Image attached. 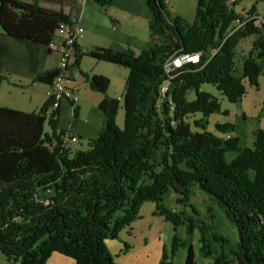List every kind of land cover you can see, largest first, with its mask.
<instances>
[{
  "label": "trees",
  "instance_id": "1",
  "mask_svg": "<svg viewBox=\"0 0 264 264\" xmlns=\"http://www.w3.org/2000/svg\"><path fill=\"white\" fill-rule=\"evenodd\" d=\"M89 1L104 12L112 3ZM249 1L242 15L236 10L241 0H197L189 23L163 0H144L149 39L139 54L103 47L82 52L76 43L78 73L83 56L128 70L123 130L113 123L117 101L106 94L109 79L85 76L89 88L103 95L97 105L101 129L86 151L72 154L62 140L67 132L56 135L59 108L47 116L49 98L37 112L0 107V253L8 264H47L54 253L76 264H114L104 241L116 239L143 202H154L174 227L187 222L191 233L197 226L200 253L213 264H264V130L255 132L250 148L224 137L234 132L231 123H216L219 134L209 132L207 117L219 113V105L200 90L213 85L229 102L240 103L247 86L258 88L264 77V11L258 14L256 5L264 0ZM72 19L38 2L0 0V27L14 39L49 47L59 25ZM248 37H254L249 51L236 61L237 47ZM179 55H198V62L166 71ZM57 73L56 67L39 72L34 82L51 85ZM8 80L0 72V86ZM46 123L50 133L44 132ZM231 152L235 156L227 162ZM194 187L210 199L209 223L163 204L173 194L196 216L190 204ZM214 206L235 226L236 244L221 233ZM173 243L174 249L180 245L177 238ZM184 264H194L191 246Z\"/></svg>",
  "mask_w": 264,
  "mask_h": 264
},
{
  "label": "rangeland",
  "instance_id": "2",
  "mask_svg": "<svg viewBox=\"0 0 264 264\" xmlns=\"http://www.w3.org/2000/svg\"><path fill=\"white\" fill-rule=\"evenodd\" d=\"M169 3H171V0ZM196 5L197 0H189L187 5L182 7L180 15L189 23L193 22L195 18ZM251 5V1L241 0L236 10L242 15H245ZM98 7L99 5L95 2L89 0L85 2L84 0L75 11V18L77 19L79 13H81V25H87L86 35L90 40L104 45L115 36V33L111 28L110 20L105 18L103 14L99 15L95 11V9H99ZM256 8L257 13L262 14L264 11V3L257 4ZM94 11L95 16L92 14ZM94 20H97L96 22L99 24L101 22L102 26L91 28L88 21L91 24ZM62 35L63 33L57 30L53 40L57 41V36L60 37ZM120 37H122L124 44L130 42V48L136 54H139L146 44V40L149 39V33H145L143 36L139 35L137 38L124 37V35H120ZM253 38L248 37L239 43L236 61H239L240 57H244L247 54ZM79 70L80 75H77L75 82L69 83V86L76 87L78 90V102L73 106L67 101L61 102L55 131L56 135L59 132H67L70 136L77 138L75 143L70 144L67 142L65 144V147H68L72 154L79 150L86 151L89 142L96 140L101 129V118L99 116L101 112L97 109V105L100 99L103 98V95L89 88L85 76L90 77L93 74H98L109 79L110 84L108 85L106 94L117 101V110L116 114H114L113 123L118 130H123L124 128L125 113L121 99L125 79L128 76L127 68L103 61H95L92 58H88V56H83ZM261 81L264 82V77L261 78ZM248 87L246 88L247 93L240 103L229 102L213 85L204 84L200 86V90L206 91L215 97L220 110L219 113L207 117L208 131L219 134L214 127L216 123H231L235 129L232 134H229L230 137L237 138L238 143L250 148L254 144L255 132L258 129L264 130V85L262 84L261 88L256 90L252 88L251 91L248 90ZM46 89L40 84L36 87H31L30 83L14 88L2 86L0 88V105H8L25 111V113L37 112L49 97ZM193 98L194 94L190 92L188 99L192 100ZM75 109H77V113L73 117L72 112ZM52 111L53 109L50 108L47 116ZM200 117L201 115L197 114L195 117H189L188 121L192 122V120ZM49 128L46 123L43 128L44 132L50 133L51 130ZM232 156V153L226 154L225 158L227 162L231 161ZM209 203L211 202L206 193L199 190L198 187L193 188L192 197L190 198V204L194 206L197 212L195 214L196 216L193 215L189 206L183 207L178 204L173 194L163 202L166 207L173 209L175 213L183 211L186 214L184 217H192L193 219L200 218V220L207 223L209 221L207 220L208 213L206 209L209 208ZM155 207L156 204L154 202H143L136 219L130 222L129 226L121 229L116 239H106L104 241L114 264H160L163 260L170 264H184L188 247L190 246L194 252V264H213L212 257H204L200 253L201 233L197 226L192 227L191 233L188 231L187 222L174 227L171 221H167L159 215ZM215 207H213V211L220 222L221 233L230 239L231 244H236L238 234L235 226L227 221ZM175 238H177L180 245L174 249L173 240ZM69 262L75 263V261Z\"/></svg>",
  "mask_w": 264,
  "mask_h": 264
},
{
  "label": "crops",
  "instance_id": "3",
  "mask_svg": "<svg viewBox=\"0 0 264 264\" xmlns=\"http://www.w3.org/2000/svg\"><path fill=\"white\" fill-rule=\"evenodd\" d=\"M24 1H28V3L38 2L40 6L45 9L62 10L65 14H69L72 18L76 19L75 11L80 3H83L84 0ZM86 1L88 0H85V2ZM163 1L166 4V7L168 6L167 8L170 12L180 15L182 7L187 5V2L189 0H171V3H169L170 0ZM111 2V7H109L107 11L104 12L101 6L98 7L100 10L95 9V11H97L99 15L103 14L105 18H108L110 20V23L112 25L111 28L114 31L115 36L111 40L107 41V43H105L104 45L99 44L96 41L90 40V38L86 35L87 25L84 26L82 24L84 28V34L77 41L78 49H80L82 52L87 50L89 51L94 47L110 48L118 51L123 50L126 48H130V42L124 44L120 35H124V37L126 36L137 38L139 35L143 36L145 33H149L147 27L149 13L146 10L144 0H111ZM95 11L92 12L93 16H95ZM81 16V13H79V16L77 18L81 19ZM96 21L97 20H94V22L91 24L88 21L89 26L91 28L102 26L101 22L99 24ZM147 41L148 39L146 40V43ZM49 47L51 48L52 45ZM49 47L42 46V44L27 42V40L14 39L6 35V33L0 27V72L5 75H9L10 79L8 81L2 82L1 87H21L28 83H30L31 87H36L38 84H40L42 87L47 88L46 93L48 95L50 91V85L42 84L41 82H34V77L39 72L42 73L46 70L57 67V54L56 52H54V50L49 51ZM261 78H263V76L259 77L258 88L256 89L261 88L262 84L264 85V82L261 81ZM252 88L255 89V87L249 86L248 90L251 91ZM0 107H9V109H16L8 105H0ZM99 116L101 118V114ZM238 144L240 147H246L245 145H242L240 143ZM232 154L233 156L231 160L235 156L234 153ZM65 258L66 256L54 253L49 257L47 264H75L73 262H69L73 261L72 259L66 258L69 259L66 260ZM3 260L5 261V263ZM0 264H8L5 257L1 253Z\"/></svg>",
  "mask_w": 264,
  "mask_h": 264
},
{
  "label": "built area",
  "instance_id": "4",
  "mask_svg": "<svg viewBox=\"0 0 264 264\" xmlns=\"http://www.w3.org/2000/svg\"><path fill=\"white\" fill-rule=\"evenodd\" d=\"M80 18L72 19L70 25L61 24L59 25V30L63 33L62 36H57V41H52L51 50L56 52L58 60H57V76L54 81L50 85L49 91V99L52 101V109L60 108V104L62 101H67L71 104V106L77 104L78 102V90L76 87L69 86V83H74L77 75H79L78 71L73 68L74 67V46L77 43L78 39L82 37L84 34V28L80 25ZM50 45V46H51ZM189 62H198V56H176L174 60H170L165 65L166 71L174 70L175 68H180L181 65H185ZM162 87V86H161ZM161 91V88H160ZM230 137L229 134L225 135V138L228 139ZM63 144L75 143L77 138L75 136H70L69 133H66L62 138Z\"/></svg>",
  "mask_w": 264,
  "mask_h": 264
},
{
  "label": "bare ground",
  "instance_id": "5",
  "mask_svg": "<svg viewBox=\"0 0 264 264\" xmlns=\"http://www.w3.org/2000/svg\"><path fill=\"white\" fill-rule=\"evenodd\" d=\"M192 56H193V55H192ZM195 56H198V55H195ZM183 57H190V56H183ZM174 59H175V58H174ZM161 91H162V93L164 94V92L166 91V87H163V86H162Z\"/></svg>",
  "mask_w": 264,
  "mask_h": 264
}]
</instances>
